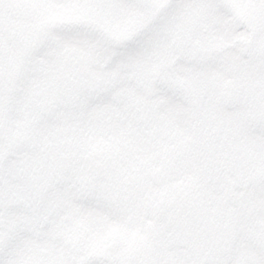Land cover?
Masks as SVG:
<instances>
[{
    "label": "rangeland",
    "instance_id": "rangeland-1",
    "mask_svg": "<svg viewBox=\"0 0 264 264\" xmlns=\"http://www.w3.org/2000/svg\"><path fill=\"white\" fill-rule=\"evenodd\" d=\"M8 1L21 10L22 19L0 12V50L4 49V55L0 53V259L5 264H38L41 244L26 223L33 222L40 203L37 184L55 185L48 165L54 140H78L96 147V139L93 143L87 139L97 138L106 124L101 117L104 108H110L102 102L108 98L105 94L110 93L111 100L116 92L128 94L136 80V92L151 90L154 102L166 108H204L205 125L216 122L219 138L214 151V141L208 142L205 154L213 155L228 141L241 143L235 157L247 166L248 174L240 175V180L244 178L245 186L264 187V177L256 176L264 163V0H139L140 7L131 10H101L89 0ZM161 17L165 23L149 31ZM85 23L98 26L116 43L142 34L143 39L116 65L111 64V54L99 49H72L61 57L45 58L31 47L45 29ZM63 61L79 62L87 89L55 87ZM212 76L218 78L219 90L206 93ZM182 95L184 101L178 98ZM184 124L185 142L193 146L195 129ZM188 161L190 165L193 159ZM145 163L138 162L140 167ZM27 173L30 179V173L34 176L32 182ZM60 195L50 189L43 205ZM51 210L55 213V204ZM153 214L157 224L155 208Z\"/></svg>",
    "mask_w": 264,
    "mask_h": 264
},
{
    "label": "flooded vegetation",
    "instance_id": "flooded-vegetation-1",
    "mask_svg": "<svg viewBox=\"0 0 264 264\" xmlns=\"http://www.w3.org/2000/svg\"><path fill=\"white\" fill-rule=\"evenodd\" d=\"M0 12L13 20L21 18V10L8 0ZM137 86L138 80L127 88L130 93L116 92L113 100L105 94L108 98L102 102L110 108L105 105L103 115L98 113L106 124L97 138L87 139L98 141L96 147H88L96 148L91 158L78 163L62 184L52 172L49 177L55 185L37 184L40 203L26 229L41 244L38 264H130L129 250L149 245L159 226L153 222L157 202L182 188L198 192L209 211H219L236 224L232 249L215 264H264V187L245 186L244 178L240 180V175L248 174L247 166L235 157L243 145L228 141L213 155L205 154L208 142L214 141L213 151L217 148V123L207 127L201 107L166 108L154 102L151 90L136 92ZM170 120L175 123L170 125ZM185 122L195 129L193 146L185 142ZM261 147L264 151V144ZM186 158L193 162L188 165ZM138 162L146 163L140 167ZM256 171L264 177V163ZM50 189L61 195L46 207L43 202ZM171 255V264H196L185 250Z\"/></svg>",
    "mask_w": 264,
    "mask_h": 264
},
{
    "label": "water",
    "instance_id": "water-1",
    "mask_svg": "<svg viewBox=\"0 0 264 264\" xmlns=\"http://www.w3.org/2000/svg\"><path fill=\"white\" fill-rule=\"evenodd\" d=\"M202 32L207 28L201 27ZM77 63H63L56 79L57 86L72 90L85 88ZM213 79V83H215ZM77 145L65 146L56 141L50 166L61 181L76 165L79 156L86 155ZM156 211L163 226L154 230L148 247L130 251L131 264H170L169 251L183 247L198 264L214 263L227 254L234 242L235 223L220 212L206 210L200 196L181 190L159 201Z\"/></svg>",
    "mask_w": 264,
    "mask_h": 264
},
{
    "label": "snow or ice",
    "instance_id": "snow-or-ice-1",
    "mask_svg": "<svg viewBox=\"0 0 264 264\" xmlns=\"http://www.w3.org/2000/svg\"><path fill=\"white\" fill-rule=\"evenodd\" d=\"M95 7L101 10L124 9L131 10L140 7L139 0H89ZM171 7H176L173 5ZM165 23V17L156 21L149 31L161 27ZM143 39V34L123 43H116L96 25L79 24L64 25L45 29L41 35L32 42L39 55L49 57H61L72 49L78 50H103L111 54V64L116 65L124 60L131 52L135 51ZM0 264H5L0 259ZM99 264V262H92Z\"/></svg>",
    "mask_w": 264,
    "mask_h": 264
}]
</instances>
